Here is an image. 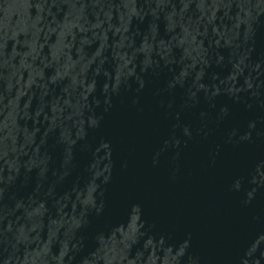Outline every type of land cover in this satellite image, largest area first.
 <instances>
[{"label":"water","instance_id":"95a60500","mask_svg":"<svg viewBox=\"0 0 264 264\" xmlns=\"http://www.w3.org/2000/svg\"><path fill=\"white\" fill-rule=\"evenodd\" d=\"M0 264H264V0H0Z\"/></svg>","mask_w":264,"mask_h":264}]
</instances>
